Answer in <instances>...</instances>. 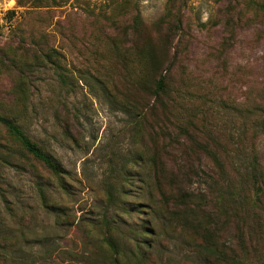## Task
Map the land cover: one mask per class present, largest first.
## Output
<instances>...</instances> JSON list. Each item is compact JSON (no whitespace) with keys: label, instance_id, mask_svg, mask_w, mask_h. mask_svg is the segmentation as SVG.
<instances>
[{"label":"rangeland","instance_id":"374dc122","mask_svg":"<svg viewBox=\"0 0 264 264\" xmlns=\"http://www.w3.org/2000/svg\"><path fill=\"white\" fill-rule=\"evenodd\" d=\"M147 42L168 88L164 115L134 82L138 50ZM52 50L58 68L32 74L34 55ZM0 61V113L66 173L55 179L31 160L34 169L24 161L18 162L22 171L0 168L11 209L0 204V222L16 227L11 216H19L28 238L23 244L8 236L14 244L9 264H80L72 256L81 252V233L42 212L37 181L51 205L85 220L102 212L112 187L133 207L122 217L138 223L146 218L137 212L145 204L137 173L142 159L157 155L168 171L180 166L196 174L188 189L204 193L208 215L218 193L208 153L232 175L256 158L263 180L253 214L240 222L228 210L229 219L220 217L216 226L205 219L217 231L216 244L234 252L236 262L264 264V0H0ZM7 142L0 128V143ZM156 227L145 264H207L194 252L199 239L193 233L161 220ZM31 235L40 238L35 247Z\"/></svg>","mask_w":264,"mask_h":264},{"label":"trees","instance_id":"16d2710c","mask_svg":"<svg viewBox=\"0 0 264 264\" xmlns=\"http://www.w3.org/2000/svg\"><path fill=\"white\" fill-rule=\"evenodd\" d=\"M30 1L31 4L40 2V0ZM9 14L13 16L14 12L10 11ZM138 23L140 25V20L136 18L135 31L138 29ZM138 52L137 77L134 82L145 95L153 98L154 106L159 109L161 115H164L169 107V93L165 76L158 74L162 64L161 60L150 42L144 43ZM56 55L54 50L49 53H38L32 58V64L28 69L30 68L31 73L34 74L37 69L46 65L58 68V64L54 61ZM2 66L3 62L0 61V67ZM23 70H19L21 86L26 80ZM58 78L63 79L61 75H58ZM20 85L17 89L19 98L24 96ZM262 126L264 127L263 121ZM0 128L9 141V144L7 142L5 145L0 143V168L14 172L22 171L23 167L18 162L24 161L23 164L28 163L30 168L34 169V164L29 162L31 160L55 179L66 175L63 168L50 154L31 140L15 121L2 113H0ZM206 156L217 178L216 180L211 178V185L218 190L214 201L215 211L208 215L206 214L207 198L204 193L194 194L188 189L187 180L196 174L184 171L180 166L175 171H168L157 155L142 159V171L137 173V176L142 178L140 183L143 184V199L145 200V204L139 207L142 211L139 209L137 212H142L146 218L138 223L128 222L122 217V215L129 214L133 207L123 200L121 191H118L119 195L113 194L112 187L106 191V201L102 212L95 219L87 220L76 219L75 216L69 217L64 209L51 205L39 181L34 184V187L39 207L45 215L53 217L57 226L74 227L77 232L81 233L83 239L81 252L72 256L75 258L73 261L80 264H145L146 261L149 262V253L157 238L156 222L159 220L170 224L174 229L178 228L181 233H193L199 239L194 252L205 263L246 264L245 259L236 262L234 252L229 255L219 248L214 237L217 231L211 228L212 224L209 220L212 219L216 226L220 217L229 219L227 216L229 210L233 216H230V219L235 218V220L245 222V218L253 214L260 201L263 175L254 157L248 167L232 175L227 172L223 160L216 154L208 153ZM185 158H188V154ZM32 173H35V170ZM205 183L210 188V184ZM221 186L225 192L219 190ZM1 203L4 204L7 212L11 210L3 189H0ZM19 219V216H11V221L16 227L0 222V259L4 257L6 264L11 262L9 258L6 259V256L12 255L14 246L12 239L28 244V238H25V232L20 228ZM41 233L40 238L49 237L48 234ZM39 237L32 236L31 246L38 245L36 238L40 239ZM241 246L242 241L239 242V247Z\"/></svg>","mask_w":264,"mask_h":264}]
</instances>
